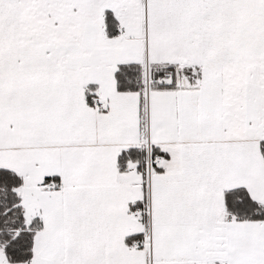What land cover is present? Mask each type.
I'll use <instances>...</instances> for the list:
<instances>
[{"label":"snow or ice","instance_id":"obj_1","mask_svg":"<svg viewBox=\"0 0 264 264\" xmlns=\"http://www.w3.org/2000/svg\"><path fill=\"white\" fill-rule=\"evenodd\" d=\"M0 264H264V0H0Z\"/></svg>","mask_w":264,"mask_h":264}]
</instances>
